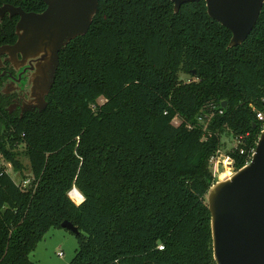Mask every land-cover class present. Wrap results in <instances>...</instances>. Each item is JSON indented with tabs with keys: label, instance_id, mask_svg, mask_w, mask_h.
I'll use <instances>...</instances> for the list:
<instances>
[{
	"label": "trees",
	"instance_id": "trees-1",
	"mask_svg": "<svg viewBox=\"0 0 264 264\" xmlns=\"http://www.w3.org/2000/svg\"><path fill=\"white\" fill-rule=\"evenodd\" d=\"M18 19L0 21V46ZM231 39L205 0L179 13L169 0H100L87 35L60 53L48 107L0 123V156L20 172L22 145L32 172L22 188L0 169V264H37L30 255L65 221L80 231L70 264H217L211 160L228 130L240 170L264 130V8L242 45Z\"/></svg>",
	"mask_w": 264,
	"mask_h": 264
},
{
	"label": "water",
	"instance_id": "water-1",
	"mask_svg": "<svg viewBox=\"0 0 264 264\" xmlns=\"http://www.w3.org/2000/svg\"><path fill=\"white\" fill-rule=\"evenodd\" d=\"M41 13L26 12L6 4L0 18L18 17L17 41L0 48V57L12 61L22 56L35 70L32 78L34 103L41 111L48 107L50 94L60 66V53L68 44L89 32L99 11L100 0H42ZM168 1V0H166ZM179 13L185 4L201 0H169ZM209 16L232 33L230 48L242 45L256 27L264 0H205ZM195 74V72H194ZM223 107L227 102H223ZM211 213L214 259L217 264H264V130L249 164L225 180L217 181L208 192ZM62 228L76 235L71 222Z\"/></svg>",
	"mask_w": 264,
	"mask_h": 264
},
{
	"label": "rangeland",
	"instance_id": "rangeland-1",
	"mask_svg": "<svg viewBox=\"0 0 264 264\" xmlns=\"http://www.w3.org/2000/svg\"><path fill=\"white\" fill-rule=\"evenodd\" d=\"M181 79L184 82H189L191 77L187 74H181ZM104 103V100H100ZM175 125L178 126L180 122L176 120ZM223 133L221 136L222 147L221 151L223 154H228L230 150L237 145V141L233 138L230 132ZM22 153L21 161L23 163L24 169L22 171H16L12 165L7 162L3 157L0 156V169L6 170L13 180L19 184L23 182L25 177L32 178V172L30 169V161L24 154V147L20 145L16 149ZM212 171L214 177L216 176L215 184L217 181L225 180L231 177L235 172H237L235 165L233 167H226L225 169L221 166L219 173H217L215 165L212 164ZM70 197L77 204L81 199L80 192L74 188L70 192ZM208 199V195L206 197ZM79 248L78 235L63 229V228H52L44 236L43 240L39 243L37 249L30 255L31 260L37 264H70L75 258Z\"/></svg>",
	"mask_w": 264,
	"mask_h": 264
},
{
	"label": "flooded vegetation",
	"instance_id": "flooded-vegetation-1",
	"mask_svg": "<svg viewBox=\"0 0 264 264\" xmlns=\"http://www.w3.org/2000/svg\"><path fill=\"white\" fill-rule=\"evenodd\" d=\"M6 17L13 19L9 14H6L0 18V21ZM16 41L1 45L0 48L13 45ZM21 61V55L18 56V61H12L8 54H3L0 57V105L4 110L0 113V123L2 118L13 122L43 112L35 105L32 95V78L35 70H31L29 62L21 65ZM48 96L46 100H48Z\"/></svg>",
	"mask_w": 264,
	"mask_h": 264
},
{
	"label": "built area",
	"instance_id": "built-area-1",
	"mask_svg": "<svg viewBox=\"0 0 264 264\" xmlns=\"http://www.w3.org/2000/svg\"><path fill=\"white\" fill-rule=\"evenodd\" d=\"M257 117H258V119L259 120H261V121H263L264 122V114L262 113V112H258V114H257ZM176 120H178L179 121V119H175L174 120V122L176 121ZM180 122V121H179ZM175 124V123H174ZM236 141H237V145L235 146V148H239L238 147V145H239V143H241V140L239 139H236ZM255 152V151H254ZM254 152L252 153V155L250 156V158L248 159V161L246 162V165L247 164H249L250 163V161H251V159H252V157H253V154H254ZM240 153H241V155H245L246 154V152L244 151V149H242V150H240ZM211 163L213 164V165H215V168H216V171H217V173H219V170H220V167L222 166L224 169L226 168V167H233V165H234V159L229 155V154H223L222 153V151L221 150H219L218 152H217V154H216V156H214L213 158H212V160H211ZM215 178H216V176H215ZM30 183V180H23V182H21V183H19V185L23 188H25V187H27V185ZM214 185V184H213ZM71 195V194H70ZM71 198H73L72 196H71ZM85 200V198H84V196L82 195V200L78 203V204H81L83 201Z\"/></svg>",
	"mask_w": 264,
	"mask_h": 264
},
{
	"label": "bare ground",
	"instance_id": "bare-ground-1",
	"mask_svg": "<svg viewBox=\"0 0 264 264\" xmlns=\"http://www.w3.org/2000/svg\"><path fill=\"white\" fill-rule=\"evenodd\" d=\"M80 194H81V193H80ZM81 200H82V194H81V199H80V201H81ZM80 201H79V202H80Z\"/></svg>",
	"mask_w": 264,
	"mask_h": 264
}]
</instances>
